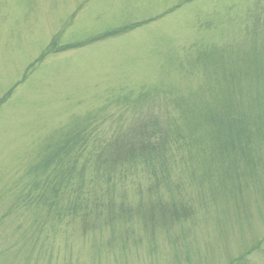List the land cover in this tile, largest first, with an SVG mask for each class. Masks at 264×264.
Here are the masks:
<instances>
[{"label": "rangeland", "instance_id": "374dc122", "mask_svg": "<svg viewBox=\"0 0 264 264\" xmlns=\"http://www.w3.org/2000/svg\"><path fill=\"white\" fill-rule=\"evenodd\" d=\"M236 65L251 96L235 104L264 129V0H0V264H264V135L235 143L247 158L229 146L236 193L198 189L201 159L179 148L170 177L124 169L108 194L97 175V150L144 116L187 144L184 119L217 113ZM72 131L86 139L68 186L52 210L31 204L55 179L35 167ZM111 202L131 216L109 221ZM174 202L192 215L166 233L158 209Z\"/></svg>", "mask_w": 264, "mask_h": 264}, {"label": "trees", "instance_id": "16d2710c", "mask_svg": "<svg viewBox=\"0 0 264 264\" xmlns=\"http://www.w3.org/2000/svg\"><path fill=\"white\" fill-rule=\"evenodd\" d=\"M137 26L139 25H135V27ZM128 29H130V27L113 31V33L110 32L111 34L107 33L105 37H110ZM237 66L239 65L234 66L233 70L229 71L231 75L230 77H225V82L229 87H232L230 88V96L226 99L224 98V100H222L223 103L216 107L218 109L217 113L214 112V114L213 112H210L206 115H203L202 113L199 116L198 114H194L193 110L201 109L203 106H195V109H192L191 111V114L194 116H187V119H184L188 126L187 128L190 137L187 144H185V141L180 142L178 140V143L172 141L167 134L171 127L166 125L165 129L156 117L147 115L144 116L145 118L141 120L137 119L133 122L130 125V128L127 131H124V133L115 134V137L109 143L108 147L97 150V175L100 176L99 179L108 182V187H110L108 194L114 192L115 184L113 183V180L117 178V176L125 178L123 172L124 169H128V172H133L134 174L135 172H138V170H154L156 166H160L162 175H165L164 177H170L168 169H171L178 148L185 151V158L190 157L189 161L193 162L195 159H201L200 165L198 169L193 172L194 176L192 177L194 178L193 184L198 189L199 187L203 189L207 183L213 185V183L218 181L214 184V189L227 190L232 193L238 192L236 185L232 184L236 179L234 178L235 173L231 168L224 165L226 164V158L228 156L230 158L231 154H233L230 147L233 145L235 146V143L238 140L244 139V137L247 136L256 135V137L263 138L261 136L264 135V129H262L263 121L261 119L257 121L258 124L254 121L250 122V118L241 115L238 105L235 104V99L242 92L243 85H241V82L245 72H242L241 68ZM239 69L242 74L240 79L238 78V74L240 73ZM243 89L244 91L248 90L251 96L250 87L243 86ZM250 108L252 110L257 109L255 105ZM260 113H253V115H260ZM214 115L218 116L214 117ZM85 139L86 138L84 135H81L80 131H72L63 141L65 146H59L58 149L51 153L49 152L44 161L35 167L36 169L34 172H39V177H42L53 170L49 174V177L52 179L53 176H55V179L52 181L50 180V182L47 181V183L44 182L43 184L37 179L31 192L27 193L24 199L35 206L44 205L46 208L52 210L55 207L53 205H55L61 194V190L68 186L69 183H67V181L70 180V177L75 172L73 164L71 166L68 164V159H70V155L74 152V149H77L80 145L79 142L81 143V141ZM210 142H212V144H210ZM248 146L249 145H240L239 147H234V153L237 155V160L242 154L245 158L253 155V150ZM172 147L176 148L173 149ZM79 152L82 154V151ZM198 170L200 171L198 172ZM154 172L156 173H154V175L157 178L156 170H154ZM196 172H198L197 175L195 174ZM59 179L60 182L58 183ZM227 179H231V181H227ZM41 187H43L42 194L40 193L38 196L33 197V192L38 191ZM32 199L33 201H31ZM19 201L20 200H18V202ZM51 201L52 205H49L48 203ZM159 207L158 210H160L161 213H164V220L161 229L166 233H170L173 225L183 227L185 220L192 215L190 209L182 204H177V202L172 203V205ZM127 208L120 205V212H117L116 205L111 202L108 206L107 218H109L110 221L123 218V216H131V214H129L131 213L129 211L131 209ZM154 210L156 209L154 208ZM69 211L70 209H68L67 215L70 214ZM118 213H120L119 218H117L116 215ZM140 214L142 215L141 211ZM142 224L147 230V220L143 216ZM258 247L260 250L261 243ZM258 247L255 249L257 250ZM242 260L243 257L236 261L241 263ZM236 261L235 263H237Z\"/></svg>", "mask_w": 264, "mask_h": 264}]
</instances>
